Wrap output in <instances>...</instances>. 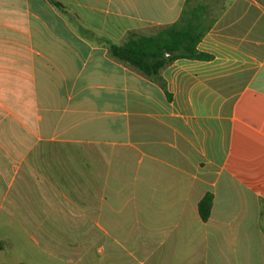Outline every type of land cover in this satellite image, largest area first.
<instances>
[{"label":"crops","instance_id":"crops-1","mask_svg":"<svg viewBox=\"0 0 264 264\" xmlns=\"http://www.w3.org/2000/svg\"><path fill=\"white\" fill-rule=\"evenodd\" d=\"M187 2L206 57L146 76L111 55ZM240 231L264 241V0H0L3 264L11 233L40 260L249 264Z\"/></svg>","mask_w":264,"mask_h":264},{"label":"trees","instance_id":"trees-1","mask_svg":"<svg viewBox=\"0 0 264 264\" xmlns=\"http://www.w3.org/2000/svg\"><path fill=\"white\" fill-rule=\"evenodd\" d=\"M212 23L201 7H191L187 2L175 23L153 34L133 35L120 45L109 44L108 48L116 59L146 76H154L176 59L206 57L196 50V45ZM212 199V194L206 193L198 202L197 210L202 221L210 215Z\"/></svg>","mask_w":264,"mask_h":264},{"label":"rangeland","instance_id":"rangeland-1","mask_svg":"<svg viewBox=\"0 0 264 264\" xmlns=\"http://www.w3.org/2000/svg\"><path fill=\"white\" fill-rule=\"evenodd\" d=\"M9 236L13 240L14 245L6 249L7 254L10 256V260L5 261V264H14L15 259L29 260L31 264H97L96 248L90 249L86 254H82V250H79V252L73 253V258L70 257L69 260H66V252H68V249L65 245L58 246L53 250L54 256L49 258L43 257L42 260H40L34 255L33 252L38 256L37 251L33 249L32 244L26 241L24 234L11 233ZM234 241L240 242L242 246L241 249L237 250L239 254L243 253L245 258L249 255V264H256V258L264 256V241L261 233L253 231L247 234L246 232L240 231ZM79 256L81 257V262L74 263L72 260ZM1 259L2 258H0V264H3ZM244 262L246 263L247 261ZM215 264L221 263L218 260Z\"/></svg>","mask_w":264,"mask_h":264}]
</instances>
